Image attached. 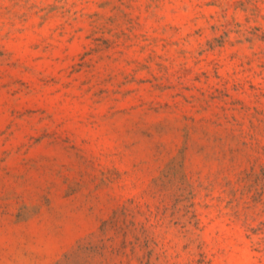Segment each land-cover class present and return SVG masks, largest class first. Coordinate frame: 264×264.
I'll list each match as a JSON object with an SVG mask.
<instances>
[{"label": "rangeland", "instance_id": "obj_1", "mask_svg": "<svg viewBox=\"0 0 264 264\" xmlns=\"http://www.w3.org/2000/svg\"><path fill=\"white\" fill-rule=\"evenodd\" d=\"M66 262L264 264V0H0V264Z\"/></svg>", "mask_w": 264, "mask_h": 264}, {"label": "trees", "instance_id": "obj_2", "mask_svg": "<svg viewBox=\"0 0 264 264\" xmlns=\"http://www.w3.org/2000/svg\"><path fill=\"white\" fill-rule=\"evenodd\" d=\"M103 228H104V225H103ZM57 264H61V263H57ZM64 264H70L69 262H66V263H64Z\"/></svg>", "mask_w": 264, "mask_h": 264}]
</instances>
